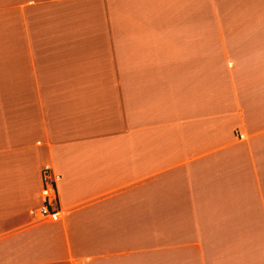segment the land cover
I'll use <instances>...</instances> for the list:
<instances>
[{
    "label": "crops",
    "instance_id": "obj_1",
    "mask_svg": "<svg viewBox=\"0 0 264 264\" xmlns=\"http://www.w3.org/2000/svg\"><path fill=\"white\" fill-rule=\"evenodd\" d=\"M0 264H264V0H0Z\"/></svg>",
    "mask_w": 264,
    "mask_h": 264
},
{
    "label": "built area",
    "instance_id": "obj_2",
    "mask_svg": "<svg viewBox=\"0 0 264 264\" xmlns=\"http://www.w3.org/2000/svg\"><path fill=\"white\" fill-rule=\"evenodd\" d=\"M61 176L49 165L42 169V186L40 189V203L34 209L36 222H56L63 216L58 195V184Z\"/></svg>",
    "mask_w": 264,
    "mask_h": 264
}]
</instances>
